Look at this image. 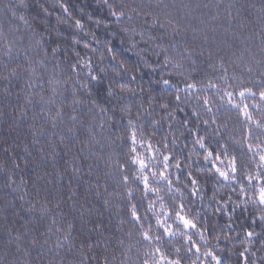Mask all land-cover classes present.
Returning a JSON list of instances; mask_svg holds the SVG:
<instances>
[{"label":"trees","instance_id":"trees-1","mask_svg":"<svg viewBox=\"0 0 264 264\" xmlns=\"http://www.w3.org/2000/svg\"><path fill=\"white\" fill-rule=\"evenodd\" d=\"M155 2L152 0L153 4ZM61 4L68 8V12H64ZM164 4L168 7L161 12V19L164 12L170 13L173 23L183 29L171 41L175 45L172 55L184 48L191 52V56L183 61L184 73L173 72L172 75L180 89L179 95L185 98L179 105L185 112L177 109L173 95H162L161 85L155 82L160 76L167 78L172 69H161L156 58L151 56L147 58L156 66L157 72L144 68L142 73H136L138 81L131 86L138 91L131 103H143L147 109L150 97H154L152 106L158 117L164 116L166 121L164 133H168L167 122H170L179 141L188 144L187 153L192 144L181 135V131L187 135V128H182L181 121L193 106H199L197 96L210 97L214 118L225 140L233 147L244 143L245 150L247 143H251L254 152L264 154V134L257 130L255 135L258 139L249 140L246 136L249 123L255 127L256 122L264 121V101L259 96L260 84L264 81V0H164ZM11 8H16L15 17L9 10ZM21 15L25 20L19 19ZM76 19L85 25L83 30L75 27ZM97 19L101 21L99 25L95 23ZM122 27L110 16L102 0H25L24 6H19V0H0V45L5 41L17 42L11 60L0 52V72L5 62L18 71V76L9 80L0 76V256L5 251L13 254L10 259L15 264H80L82 256L83 264H104L105 256L110 260L114 256L113 264H120L121 260L125 264H144V261L153 264V245L167 251L173 259L177 258L172 255L173 247L184 245L182 264H193V261L195 264H212L211 258L203 256L205 249L215 252L223 264H252L254 259L256 264H264L260 259L264 251H256L264 244V225L258 219L257 205L253 203L252 186L244 180L247 196L238 199L239 184L233 191L227 182L213 183L214 169L207 164L203 169L195 165L182 169L178 185L180 193H161L163 200L152 198L153 211L146 213L144 208L140 209L141 216L152 217L143 223L145 229L151 227V234L156 236L160 232L156 225L157 217L173 224L172 219L161 213L171 211V197L176 196L177 209L183 202V214L198 222V230L204 236L201 239L199 234L189 230L191 243L200 248V259H197L195 248L187 251L190 246L187 237L179 234L172 239L165 237L167 244L156 240L144 241L137 232L139 225L130 222L128 211L117 198L123 190L118 182L120 169L117 167L118 161L123 159L119 148L121 142L115 139L114 130L108 124L104 129L99 127L113 114L109 112L102 117L98 109L90 112V104L79 105L76 111L67 106L71 104L74 89L77 96H84L75 81L87 77L86 68H77L81 76L72 73L69 69L71 63L80 60L83 64L84 60L91 59L94 65L99 66L100 52L104 51L108 56L106 41H111L108 47L114 48L121 59L136 62L137 57L125 51L130 44L128 34L120 31ZM92 33L100 43L92 40ZM135 39L140 40L138 34ZM74 40L80 43L73 44ZM121 40L125 41L123 45ZM85 43L89 45L87 49L83 47ZM167 43L168 39L165 40ZM138 46L147 47L142 43ZM53 47L57 48L56 53L51 51ZM35 61H42L43 66ZM29 63L37 69L31 80L24 71ZM102 63L108 67L109 75H113L110 58ZM56 64L60 67L54 68ZM185 76L190 77L187 82L197 83L198 88L207 87L210 83L216 87L208 88L206 92L196 91L189 96L185 89ZM50 78L53 79L51 85L48 83ZM65 80L68 82L64 83ZM41 85L45 96L53 95L52 87L59 89V94L55 95V106L46 107H52L54 112L62 102L66 105L63 118L57 119L55 127L48 116L37 115L39 105L26 103L30 92L41 91ZM140 88L145 90L142 94ZM244 89H251L256 95L241 98L239 92ZM225 92L233 94L232 103L240 105L241 109L248 106L251 121L246 122L243 112L228 103L229 97L224 96ZM161 102L169 105L168 111L173 113L174 119L169 120L165 109L160 107ZM21 112L24 115H20ZM132 113L135 115V107ZM73 115L77 117L75 121L71 119ZM225 124L226 128L223 127ZM218 125H212L208 132L211 133ZM41 127L44 128L43 133L39 132ZM69 128L73 131L69 132ZM200 134L204 135L203 132ZM249 157V171L255 174L259 157H251V154ZM180 159L185 162L183 157ZM186 163L191 164L192 161ZM172 171L176 172L175 169ZM189 171L201 181L196 186L199 192L195 196L191 195L194 189L190 184L184 187L188 181L183 173ZM130 187L135 188L136 185L131 184ZM105 199L111 204L106 206ZM44 203L51 210L48 215L39 211ZM57 203L59 207H56ZM147 204L148 201L145 208ZM218 208L221 211L217 212ZM243 208L254 214H242ZM69 224L72 225L71 236L63 240V229ZM58 227L62 229L60 233L56 232ZM172 230L176 231L174 224ZM249 231L254 233L251 238L247 237ZM129 232L133 235L129 236ZM57 236L63 241L59 248L55 247ZM216 236L220 239L216 240ZM33 240L38 243L33 245ZM252 252H256L255 257Z\"/></svg>","mask_w":264,"mask_h":264},{"label":"snow or ice","instance_id":"snow-or-ice-1","mask_svg":"<svg viewBox=\"0 0 264 264\" xmlns=\"http://www.w3.org/2000/svg\"><path fill=\"white\" fill-rule=\"evenodd\" d=\"M102 2L104 6L107 7L110 16L123 25L120 31L128 34V42L130 44V47L126 48L125 51L132 52L137 57V60L135 63H129L127 60L118 59V54H116L114 48L108 47L111 41H106L105 50L108 56H105L104 51L100 52L99 59L101 64L99 66L94 65L91 59L84 60L83 64H81L80 60L71 63L69 69L72 73L81 76L82 73H78L77 68H86L87 77L75 81V83L79 84L80 89L83 90L84 96H77L74 89L71 97V104L67 106L71 107L73 111H76L77 106L90 104V112L93 109H98L102 117L109 112L113 114L109 116L104 123H101L99 127L104 129L105 125L108 124L109 127L114 130L112 134L115 136V139L121 142L119 148L120 155L123 159L118 161L117 167L120 169L118 182L121 184L123 190L118 194L117 198L128 211L130 222L134 225H139L137 232L142 236L144 241L156 240L158 243L162 242L164 244L168 243V241L164 239L165 237L172 239L178 234L182 237H187V241L190 244L187 251L191 252L192 249L195 248L197 259H200V248L196 247L194 243H191L192 236L189 230L195 231L196 234L200 235L201 239H204V236L198 230V222H196L194 218H189L183 214L185 210V204L183 202L179 204V208L177 209L176 196L173 195L171 197V211L161 213L166 216L167 219L173 220L176 231L172 230L173 224H168L167 220H160L157 217L156 225L160 229V232L158 235L153 236L151 234V227L145 229V224L143 223L144 221H150L152 217L147 215L141 216L140 209L144 208L146 213L153 211L155 205L152 198L156 197L163 200L164 197L161 193H180L178 185L181 182L182 169L191 168L193 165L203 169L205 164L214 169L211 176L213 183H219L220 181L227 182L228 186L231 187L233 191H235V186L239 184V192L237 193L238 199L241 196H247V189L243 183L244 180L252 186L253 196L255 197L253 203L257 205L256 212L259 213L258 219L261 224L264 225V154L254 152L251 143H247L245 150L244 143H241L239 147H233L228 140H225L224 136L220 134L218 121L214 118L215 113H213V108L211 106L213 100L210 97L197 96L196 99L199 106H193V110L187 113L181 121L182 128H187V135H185L183 131H181V135L184 136L185 141L192 144V148L189 149L187 153H185V149L188 147V144L179 141V137L175 136L173 126L170 122H167L168 133H164L166 121L164 120V116L158 117L156 109L152 106V99H154V97H150L147 109L143 103H131L132 97H135L138 91L137 88L131 86L138 81L136 73H142L144 68L150 69L153 73L157 72L156 66L147 58L151 56L156 58V62L160 65L161 69H167L169 67L172 69V72H168L167 78L165 76H160L159 80L155 82L161 85L162 95H173L177 109L180 112H185L184 108L179 107L180 103L183 102L185 98L179 95L180 89L177 82L172 79V75L173 72L179 75L184 73L183 61L191 56V52L188 48H184L182 52L178 51L176 55H172L175 45L172 44L171 41L174 40L176 36L180 35L183 29L178 27L176 23H173V18L170 13L164 12V18L161 19V12L166 9L168 5L164 4V0H156L155 4L152 3V0H148L147 3H145L144 0H140L139 3H137L136 0H119L118 3L116 0H102ZM24 4L25 0H19V6H24ZM60 7L64 12H68V8L63 4H61ZM9 10L12 16L15 17L16 8H11ZM19 19L25 20V17L21 15ZM95 23L99 25L101 21L97 19ZM75 27L79 30H83L85 25L80 19H76ZM137 34L140 37L139 41L135 39ZM0 35H2V33H0ZM85 35L87 36L89 33H85ZM146 35L147 39H145ZM169 36L171 37L170 39ZM91 38L96 43H100V39L94 33L91 34ZM166 39H168L167 44H165ZM79 43L80 41H73V44ZM124 43L125 41L121 40V44L123 45ZM141 43L147 47L138 46ZM16 47V41H5L0 45V52H2L3 56L7 57L8 60H11ZM83 47L87 49L89 45L85 43ZM51 51L56 53L57 48L53 47ZM91 51L95 52L96 49H91ZM77 55L79 56V53H77ZM106 58H110L112 61L110 68L113 75L111 76L109 75L108 67L104 66L102 63ZM34 63L43 66L42 61H35ZM193 63L195 62L193 61ZM141 65L143 67H141ZM59 67V64L54 66V68ZM24 71L29 74L30 80L35 77L37 73V69L33 67L32 63H29ZM0 76H2L4 80L15 78L18 76L17 68L10 67V65L5 62L3 63V70L0 72ZM69 78L71 79V76ZM184 79L185 89L189 96H192L196 91L206 92L208 88L216 87V85L210 83L207 87L198 88L197 83L187 82L190 79L189 76H185ZM191 79L195 80V77H191ZM56 82L59 83V81ZM67 82V80L64 81V83ZM48 83L49 85L53 84V79L50 78ZM28 87L31 89V84H29ZM172 89H175L174 93ZM50 91L53 95L45 96L43 85H41V91L37 92L33 90L30 92V95L26 98V103L30 105H39L40 108L37 115L48 116L49 121L52 123L53 127H55L57 119L63 118V108L66 105L62 102L59 107L55 108L54 112L52 107H46L48 105L55 106V95L59 94V89L56 87H52ZM144 91L143 88L139 89L141 94ZM148 91L151 93V89ZM232 95L231 92L224 93V96L229 97L228 103L231 104L232 107L240 109L243 112L246 122L251 121L252 117L247 111L248 106L244 105L243 109H241L240 105L233 104L231 100ZM246 95L254 97L256 93L251 89H244L239 92L241 98H246ZM37 96L39 99H34ZM259 96L260 99L264 101V81L260 84ZM221 100H223V97H221ZM201 106L203 111L201 110ZM133 107L136 108L135 115L132 113ZM160 107L165 109V114L169 117V120L175 118L173 113L168 111V104L161 102ZM117 112L119 115H117ZM141 113H143V115H141ZM207 114L212 115L208 118H204ZM20 115H24V112H21ZM71 119L75 121L77 117L73 115ZM113 120L116 122L110 123ZM212 125L218 126L213 128V131L210 133L208 132V128ZM223 127L226 128L227 125L225 124ZM257 130L264 134V121L256 122L255 127L249 123L246 129L247 138L249 140L253 138L258 139L255 135ZM68 131L72 132L73 129L69 128ZM39 132L43 133L44 128L41 127ZM201 132H203L204 135H201ZM193 135L195 136L194 139L192 138ZM243 135H245V133H242V136ZM141 149H143V152L140 151ZM249 154H251V157L257 155L259 157L256 164L258 171H256L255 174L249 171L251 163ZM180 157H183V161L185 162H182ZM201 159L203 163H201ZM186 161H192V163L189 164L186 163ZM220 165H223V167ZM172 169H175L176 172L174 173ZM183 175L188 181V183L184 184V187L187 188L190 184L194 189L191 195H197L199 189L196 186L201 183L200 178L194 175L192 171L183 173ZM131 184H135L136 187H130ZM215 198V195H213L214 200ZM201 199H203V197H201ZM228 199L230 200L231 196H229ZM133 201L135 202L133 203ZM146 201H148L147 208H145ZM37 203L40 202L37 201ZM104 203L108 206L111 204V201L105 199ZM56 207H59V203H57ZM35 208L36 204L33 205V209ZM161 208H163V205H161ZM39 211L42 215H48L51 210L48 209L47 203H44L39 208ZM216 211L219 212L221 209L218 208ZM246 212L250 215L254 214L251 213L248 208H243L242 214ZM53 223H55V219H53ZM253 223H255V221H253ZM71 228L72 225L69 224L66 229H63V240L69 239L71 236ZM207 230L208 229H205V231ZM48 231L51 232L52 229L49 228ZM61 231V228H56L57 233ZM128 235L132 236L133 234L129 232ZM253 235V232H247V237L251 238ZM17 239H19V237H17ZM215 239L219 240L220 237L216 236ZM62 242L61 237L57 236L55 247L59 248ZM32 243L36 245L38 242L33 240ZM44 243L46 244L47 240H45ZM121 244H123V241H121ZM17 247L19 248V245H17ZM153 247L155 249L152 253L153 264H182L184 257L181 256V251L184 245L181 247H173L172 255L177 257L175 259L171 258L170 254L161 247L155 245H153ZM203 256L211 258L212 264H223L222 259L211 250L205 249ZM114 260V256L111 260L105 256L104 264H113ZM80 264H83V256ZM120 264H125V261L121 260ZM144 264H148V261H144ZM193 264H195V261H193Z\"/></svg>","mask_w":264,"mask_h":264},{"label":"clouds","instance_id":"clouds-1","mask_svg":"<svg viewBox=\"0 0 264 264\" xmlns=\"http://www.w3.org/2000/svg\"><path fill=\"white\" fill-rule=\"evenodd\" d=\"M120 58V55H118V59ZM247 251V249H245ZM256 251H264V244L261 245V248L257 249ZM13 254L5 251L2 256H0V264H15V261L13 259H10V256ZM251 255L253 257L256 256V252H252ZM260 259L264 260V256L260 257ZM252 264H256V260L254 259L252 261Z\"/></svg>","mask_w":264,"mask_h":264}]
</instances>
